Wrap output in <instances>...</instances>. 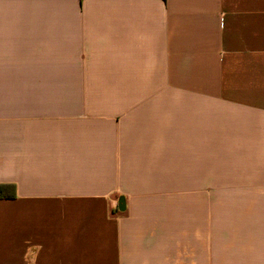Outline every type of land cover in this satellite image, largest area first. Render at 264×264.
Wrapping results in <instances>:
<instances>
[{"label":"crops","instance_id":"obj_1","mask_svg":"<svg viewBox=\"0 0 264 264\" xmlns=\"http://www.w3.org/2000/svg\"><path fill=\"white\" fill-rule=\"evenodd\" d=\"M0 69H71L0 82V264H264V0H0Z\"/></svg>","mask_w":264,"mask_h":264},{"label":"rangeland","instance_id":"obj_2","mask_svg":"<svg viewBox=\"0 0 264 264\" xmlns=\"http://www.w3.org/2000/svg\"><path fill=\"white\" fill-rule=\"evenodd\" d=\"M71 69H0V82L44 83L71 81Z\"/></svg>","mask_w":264,"mask_h":264},{"label":"trees","instance_id":"obj_3","mask_svg":"<svg viewBox=\"0 0 264 264\" xmlns=\"http://www.w3.org/2000/svg\"><path fill=\"white\" fill-rule=\"evenodd\" d=\"M16 196V187L12 184L0 185V200L12 199Z\"/></svg>","mask_w":264,"mask_h":264},{"label":"water","instance_id":"obj_4","mask_svg":"<svg viewBox=\"0 0 264 264\" xmlns=\"http://www.w3.org/2000/svg\"><path fill=\"white\" fill-rule=\"evenodd\" d=\"M124 204H125V200H124L123 197H121L120 200H119V209L121 211L125 210V205Z\"/></svg>","mask_w":264,"mask_h":264}]
</instances>
